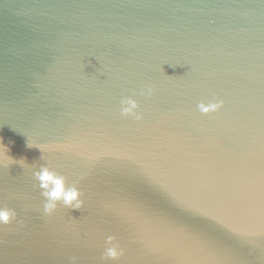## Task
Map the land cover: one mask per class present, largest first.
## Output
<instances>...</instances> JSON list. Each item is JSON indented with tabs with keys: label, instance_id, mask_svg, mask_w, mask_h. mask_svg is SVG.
<instances>
[{
	"label": "water",
	"instance_id": "obj_1",
	"mask_svg": "<svg viewBox=\"0 0 264 264\" xmlns=\"http://www.w3.org/2000/svg\"><path fill=\"white\" fill-rule=\"evenodd\" d=\"M129 95L142 120L120 114ZM42 164L82 209L43 214ZM156 181L234 228L264 223V0H0V207L23 222L0 226V264H217L223 248L264 264V236L175 211Z\"/></svg>",
	"mask_w": 264,
	"mask_h": 264
},
{
	"label": "clouds",
	"instance_id": "obj_2",
	"mask_svg": "<svg viewBox=\"0 0 264 264\" xmlns=\"http://www.w3.org/2000/svg\"><path fill=\"white\" fill-rule=\"evenodd\" d=\"M155 93V88L148 85L140 90V95L145 97H151ZM224 101L218 100L209 104H205L203 101L198 105V109L201 113L207 114L210 111L219 110ZM140 103L135 96H123L120 99V114L124 117H133L136 120H142L143 112L139 111ZM28 147H32L28 144ZM41 150V149H40ZM42 156V151H41ZM40 156V157H41ZM14 160H17L13 158ZM18 160L26 161L21 158ZM27 162V161H26ZM23 167V164H19ZM32 175L38 182L41 189V195L44 198L42 211L45 216H51L55 213L59 206H63L67 209H82L85 204L83 199V193L80 190L78 183L69 184L66 176L55 171L54 168L48 164H42L33 169ZM13 221H18L22 224V220L19 219L15 209L8 207H0V226L11 225ZM113 237L107 238V243L112 244ZM124 254L123 249H118L116 246L106 247L103 253V258L106 260H118ZM76 257L72 258V264H76Z\"/></svg>",
	"mask_w": 264,
	"mask_h": 264
},
{
	"label": "snow or ice",
	"instance_id": "obj_3",
	"mask_svg": "<svg viewBox=\"0 0 264 264\" xmlns=\"http://www.w3.org/2000/svg\"><path fill=\"white\" fill-rule=\"evenodd\" d=\"M156 184H157V188H156L157 194L163 198L171 199L173 201L174 210L177 212L196 213L206 218L208 221L221 225L237 235H243L247 237L264 236V223H262L258 229H250L247 231L234 228L232 224L228 220L224 219L222 216L210 212L195 203L177 197L174 191L163 182L156 181ZM262 191H264V189H262ZM125 211L127 213L128 219L131 220L140 221L141 218L144 216V213L141 210V208L130 202L125 206ZM259 212L262 219H264V198H262L259 203ZM145 246L149 251L153 252L154 254L156 253L157 251L156 245L152 243H145ZM211 256L213 257V259L217 260V264H230V262L234 261L235 259V254L232 248L219 249L217 251L212 252Z\"/></svg>",
	"mask_w": 264,
	"mask_h": 264
}]
</instances>
